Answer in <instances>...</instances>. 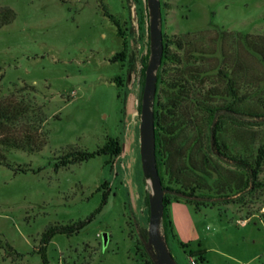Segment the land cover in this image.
<instances>
[{
  "label": "rangeland",
  "instance_id": "1",
  "mask_svg": "<svg viewBox=\"0 0 264 264\" xmlns=\"http://www.w3.org/2000/svg\"><path fill=\"white\" fill-rule=\"evenodd\" d=\"M158 1L162 41L179 45L166 47L176 61L156 69L152 110L167 100L165 85L180 77L188 87L180 109L190 123L169 148L179 184L169 183L172 191L164 195L174 198L175 188L189 185L206 201L198 210L183 200L169 202L174 238H167V247L177 264H264V166L261 187L222 200L214 195L213 176L185 164L200 168L208 154L205 107L218 108L219 138L230 153L251 159L264 140V116H249L264 115V0ZM100 3L118 21L120 34ZM5 7L15 17L0 27V97L33 86L19 95L40 105L48 136L38 152L2 148L12 165L39 171L13 173L0 164V264H41L34 249L42 230L85 218L102 192L105 203L87 224L71 236L52 237L49 263L152 264L137 231L148 226L145 195L151 193L138 140L142 66L149 58L146 0H0ZM118 52L123 58L112 60ZM227 104L237 113L223 111ZM106 137L121 147L109 164L106 155H96L54 171V159L67 146L92 151ZM210 158V166L241 185L239 169ZM178 242L187 244L185 252ZM198 244L206 251L203 263L186 255ZM7 245L22 256L9 254Z\"/></svg>",
  "mask_w": 264,
  "mask_h": 264
},
{
  "label": "trees",
  "instance_id": "2",
  "mask_svg": "<svg viewBox=\"0 0 264 264\" xmlns=\"http://www.w3.org/2000/svg\"><path fill=\"white\" fill-rule=\"evenodd\" d=\"M101 5L102 14L112 22L117 33H121L119 23L115 17L110 14L104 5ZM15 17V13L11 8H0V27L10 23ZM169 44L179 45V42L170 41L166 42L163 38L162 41V55L159 68L162 66L165 60L176 61L173 55L167 54V46ZM123 53H116L111 59H122ZM145 64L142 66L144 72ZM158 68V69H159ZM156 79L160 78L158 70L156 71ZM224 77L229 79L225 73H222ZM117 79V78H116ZM228 80L227 90L230 95L234 96V89ZM185 80L180 77L175 78L172 82L166 84L168 94H166L167 100L163 103L155 102L153 108V122H154V154L157 172L160 178L161 186L168 191H172V188L167 186L169 183L179 184L177 182L176 174L173 168H170L168 163V156L170 155V147L174 144L182 133L183 129L189 126V119L187 115L181 111V100L185 98L184 91L188 89L184 84ZM157 85V84H156ZM27 89L33 91V86L23 84L20 88H15L4 96L0 97V164L11 169L13 173L26 172L28 170L32 172H38L39 168L31 169L27 166L12 165L5 160L2 153V148H15L29 153L38 152L47 142L48 131L45 129L46 117L42 112V108L38 105L33 96H22L19 93L25 92ZM27 92V91H26ZM194 100V99H193ZM227 113L236 114V110L232 105L227 104L222 108ZM207 115V155L202 156L200 168H195L190 162H185L188 168L193 171L199 172L204 176H213L215 183L213 185L214 195L218 199L224 200L226 194L235 192L236 194L244 191L245 189L256 190L261 187L262 182L258 180V175L264 166V140L260 142L255 148L254 155L251 159H247L240 154L230 153L228 144L219 138L220 126L219 122L221 117L215 115V111L218 108H208ZM251 117L261 118L262 114H249ZM221 123V122H220ZM195 140H192L194 142ZM187 151V150H186ZM121 152V147L116 138L106 137L104 142L96 147L92 151L79 149L74 146H67L66 149L54 159L53 169L57 171L59 168H66L70 164L79 163L92 158L96 155H106L107 159L104 160V164H109L110 159L116 157ZM211 155H215L219 160L229 163L239 169L242 173L241 185L233 183L228 179L227 175L219 172L210 166ZM210 156V157H209ZM168 182V183H167ZM106 183H102L98 186L94 192H98L100 188L104 187ZM197 188V186H196ZM195 187L192 186H178L174 189V198L167 195L162 197V214L160 227L161 232L165 238H174L172 232L171 221L168 214L167 205L171 200H183L193 205L195 210L199 209V206H205L206 201L204 198L195 194ZM219 195V196H218ZM148 194L145 195V202L147 201ZM106 193H101V199L98 206L85 218L71 221L68 223H53L48 224L40 233L38 238V245L34 249V252L38 254L41 264H50L46 256V247L52 237L56 234H62L64 236H71L77 233L85 224H87L92 217L100 211L102 205L105 203ZM138 237L141 242H144L147 238L146 228H138ZM178 246L185 252L184 248L187 244L178 242ZM9 254H14L18 257L22 256L21 253L16 252L11 246L7 245ZM205 249L201 248L199 244L195 250L186 251V255L196 261L203 263L205 261ZM152 264L153 261H152Z\"/></svg>",
  "mask_w": 264,
  "mask_h": 264
},
{
  "label": "water",
  "instance_id": "3",
  "mask_svg": "<svg viewBox=\"0 0 264 264\" xmlns=\"http://www.w3.org/2000/svg\"><path fill=\"white\" fill-rule=\"evenodd\" d=\"M146 6L148 11L149 58L144 69L138 126L141 169L151 184V193L147 196L148 226L144 246L154 264H177L167 247L163 234L159 231L163 209L162 197L167 190L161 186L156 168L152 100L156 87L155 72L162 55V34L159 28V1L146 0ZM101 240L102 244L105 245L106 233L101 234Z\"/></svg>",
  "mask_w": 264,
  "mask_h": 264
}]
</instances>
